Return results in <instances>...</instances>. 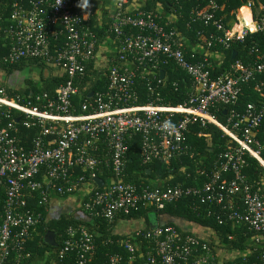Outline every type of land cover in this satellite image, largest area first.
<instances>
[{
  "label": "built area",
  "instance_id": "2783aa9c",
  "mask_svg": "<svg viewBox=\"0 0 264 264\" xmlns=\"http://www.w3.org/2000/svg\"><path fill=\"white\" fill-rule=\"evenodd\" d=\"M113 1L110 26L117 38L124 35L121 48L109 51L113 64L106 75V91L92 93L91 102L77 106L73 98L79 91L69 82L55 91L54 100L47 94L36 96L39 107L33 106L30 99L22 104L19 97L14 99L0 88V196L1 192L4 195L2 202L0 199V264L12 256L22 257L26 241L42 222V215L31 204L54 206L69 198L82 205L91 219H105L116 226L118 233L128 229L133 239L143 237L149 246L154 245L155 255L150 251L136 255L137 247L126 238L121 243L128 258L111 253L106 256L105 264H135L142 257L147 264H215L209 243L202 240L199 232L208 229L183 237L172 226H154L145 232L137 223L120 224V216H128L132 211L140 208L159 211L192 196H199L210 211L214 204V207L224 205L227 215H217L219 224L226 219L244 224L257 234L253 243L261 250L258 264H264L261 242L264 198L253 191V185L243 175L246 156L256 159L264 168L258 139L264 123V81L260 79L264 76V57L251 62L236 60L226 74L212 77L211 42L205 40L207 48L203 49L189 41L182 42L174 30L166 31L157 23V14L140 10L143 0ZM90 5L89 12L84 13L76 7V0H62L59 5L57 0L14 1L8 25L0 27L10 41L4 62L15 64L23 59H40L52 65L54 74L66 73L70 80L82 74L86 63L97 57V48L101 46L95 32L87 27L93 15ZM219 9L211 0L208 7L195 11L192 16L205 26L210 24L223 32L217 42L225 49L229 48L230 41L242 42L248 34L264 33V0H250L241 7L230 29L216 19ZM243 9L248 11L249 25L242 21ZM94 25L100 26L99 18ZM238 26H241L239 30ZM133 29L136 34L131 33ZM189 51L193 53L188 55ZM197 54L204 57L203 62L192 61ZM221 58L216 60L217 64ZM167 62H173L192 81L193 92L184 103L177 107L152 103L128 105L136 78L149 74L148 78L155 79L156 73L161 72L160 65ZM246 83H254L256 92L263 98L248 103L239 112L237 105L242 85ZM155 102H160L159 95ZM219 105L234 107L229 111L227 124L215 116ZM194 124L212 125L236 144L234 149L219 155L208 182L201 187L162 189L156 182H148L146 187L143 181L126 180L129 178L128 143L133 136L139 138L144 164L155 161L169 164L185 155L189 128ZM36 129L37 135L31 138L29 131ZM101 146L109 150L112 174L107 181L102 179L103 186L99 187L95 179L100 177L94 170L101 162L97 155ZM76 168L94 172L85 193L79 190L85 178L75 175ZM135 176L142 179L140 172ZM236 196H240L242 210L234 207ZM67 234L59 249L62 264H90V255L92 261L96 248L95 233L69 228ZM199 251L202 254L198 255ZM70 254H76L74 263L67 262ZM46 260L33 264H45ZM51 264L59 263L52 261Z\"/></svg>",
  "mask_w": 264,
  "mask_h": 264
},
{
  "label": "trees",
  "instance_id": "16d2710c",
  "mask_svg": "<svg viewBox=\"0 0 264 264\" xmlns=\"http://www.w3.org/2000/svg\"><path fill=\"white\" fill-rule=\"evenodd\" d=\"M26 0H0V27L8 25V18L11 13V5L13 2ZM136 0H130L134 3ZM211 0H143L141 11L152 12L157 14V23L165 28L166 31L174 30L177 37L192 44L199 45L200 49L207 48L204 41L211 42L209 49L211 57L209 62L212 65V77H218L228 72L230 66L236 60L251 62L254 59L264 57V33L248 34L242 42L230 41L229 48L225 49L217 42L218 37H222L223 32H219L212 25L205 26L203 22L193 19V13L198 10L205 9ZM217 3L220 9L217 11L216 19H218L225 28L230 29L234 22L239 9L246 5L250 0H212ZM90 0L93 6V15L89 20L87 27L96 35L98 43L101 44L97 48V57L86 63L84 72L70 80L66 73L60 75L54 74L52 65L40 59H23L15 64H6L5 57L8 56L10 50V41H8L0 30V74L8 78L21 77L22 86L6 87L0 83L8 96L12 98H20V103H27L29 100L33 106H39L36 102V96L43 97L44 94L48 98L54 100L55 91L65 86L69 82L78 89L79 93L74 96V103L80 106L85 101L91 102V94H97L106 91L108 80L106 75L109 73L113 64L111 50L121 48L123 35L117 38L111 29L110 10L105 7L103 2ZM260 5V2H256ZM100 19V26H95L96 19ZM127 31V30H126ZM129 32V31H128ZM131 33H137L131 30ZM212 36V37H211ZM103 50V52H102ZM105 53V54H103ZM189 51L188 55L192 54ZM233 53H236L234 59ZM223 56V58H221ZM109 57L110 59H107ZM193 62H203V56L195 55ZM217 64L216 60L220 59ZM117 61V58L114 59ZM115 63V62H114ZM104 64V66H102ZM106 64V65H105ZM55 68V67H54ZM30 70L38 71V80L31 78ZM48 70V75H45ZM158 71L164 72V79L160 80V73L157 72L155 79L148 75L142 78H136L134 86L131 90V100L128 105H146V104H162L166 106L177 107L193 92V85L190 77L180 70L173 62H167L160 65ZM264 81V76L260 78ZM151 89V90H150ZM33 93L30 97L29 94ZM160 96V102H155V98ZM263 98V97H262ZM255 90L254 83H246L242 85V94L239 97L237 111L242 112L245 106L250 102H258L262 99ZM264 99V98H263ZM234 109L232 106L219 105L215 111L216 118L222 123L227 124L229 111ZM21 125V124H19ZM187 135L186 145L188 149L184 156L172 160L169 164L162 162H151L144 164L140 153V144L138 136H133L129 140V151L127 153L126 170L129 178L126 180L133 183L143 181L147 187L148 182H156L160 184L162 189L172 188L175 186L183 187H201L209 181V177L216 169L219 155L221 153L234 149L236 144L220 130L212 125L205 127L199 124L190 126ZM38 129L29 131L31 138L37 135ZM261 143L260 157L264 162V123L261 127V133L258 136ZM101 151L97 153L101 161L99 166L94 170L95 175L104 181H107L112 174L111 156L106 146H101ZM246 167L243 175L246 181L253 185V191H258L264 198V168L260 163L246 156ZM136 172H140L142 179L138 180L135 176ZM92 174L94 172L76 168V176H84L85 180L81 183L79 190L83 193L88 191L89 184L92 183ZM41 178V177H40ZM1 192V202L3 197ZM88 195L84 197L86 200ZM228 200H226L227 203ZM59 203V202H58ZM50 204L37 205L35 202L31 205L37 213L42 215V222L36 227L32 237L25 243V250L21 258L12 256L5 264H33V262L46 260L45 264L54 263L62 264L59 259V249L62 242L68 237L69 228L86 229L89 233H95V250L89 258L91 264H105L108 254L120 253L128 258V253L123 250L121 241L129 238L137 247L136 255L151 252L155 255L154 245L148 244L143 237L133 239L130 231L127 229L122 233H118L116 226L109 223L105 219H95L86 216L82 205H77L66 211H59L58 206ZM235 209L242 210L243 203L240 196H236ZM216 204H214L215 206ZM1 206V203H0ZM65 206V205H62ZM207 203H202L199 196L182 198L172 204L167 205L163 210L157 211L154 208H140L132 211L128 216L122 215L120 224L127 225L132 223L139 224L142 229L150 231L154 226H172L177 229L184 237L193 235L196 230L205 228L210 230V234L206 235L202 240L209 243L211 254L215 258V264H258L260 249H255L250 240L257 234L248 229V226L234 224L224 220L219 224L217 215H227L224 205L211 208ZM59 208V207H58ZM46 209L48 211L46 212ZM214 210V211H213ZM209 213H211L209 215ZM189 227L191 229L189 230ZM55 234V245L46 243L45 236L48 233ZM215 240V243L213 242ZM151 248V249H150ZM29 254V257L26 255ZM202 254L201 251L198 255ZM76 254H70L67 259L68 263H74ZM46 257V258H45ZM193 259L191 263H193ZM135 264H147L145 257L138 258ZM190 264V263H189Z\"/></svg>",
  "mask_w": 264,
  "mask_h": 264
},
{
  "label": "crops",
  "instance_id": "0c3cea01",
  "mask_svg": "<svg viewBox=\"0 0 264 264\" xmlns=\"http://www.w3.org/2000/svg\"><path fill=\"white\" fill-rule=\"evenodd\" d=\"M95 1L101 2V3L103 2V4L105 5V7L108 8L110 10V12L112 11L113 4H114V1L113 0H95ZM101 3H99V4H101ZM102 52H103V50H102ZM103 54H105V53H103ZM48 72H49L48 70H45V75H48ZM0 78H3V81L2 82L0 81V82L3 83L4 86H6V87L8 85H9V87H14L16 85H18L19 87L22 86L21 85V82H20L21 81V79H20L21 77H16V78L12 79V78H8V77H4L3 75L0 74ZM6 81H10V84L7 85L6 84ZM75 201L76 200L73 199V198H71L69 200H61L58 203V206L56 207V209L57 210L59 209L60 211H63V209L66 210V211H69L70 209H73L77 205ZM62 205H65V206H62ZM199 232L201 233V235L203 236V238H205L206 235L210 234V231L209 230H205V231L199 230ZM255 237H253L250 240V243L249 244H251L253 247L259 249L257 246H255V243H253V240H254ZM213 242L215 243V240ZM261 242H263V244H264V236L261 237Z\"/></svg>",
  "mask_w": 264,
  "mask_h": 264
},
{
  "label": "water",
  "instance_id": "95a60500",
  "mask_svg": "<svg viewBox=\"0 0 264 264\" xmlns=\"http://www.w3.org/2000/svg\"><path fill=\"white\" fill-rule=\"evenodd\" d=\"M235 56H236V53H233V57H232V59H234L235 58ZM160 76H161V79L164 77V72L163 71H161L160 72ZM91 96H92V94H91ZM95 183L97 184V186H99V187H102L103 186V180L102 179H100V178H96L95 179ZM55 234L54 233H48L46 236H45V241H46V243L47 244H49V245H52V246H56L55 245Z\"/></svg>",
  "mask_w": 264,
  "mask_h": 264
},
{
  "label": "clouds",
  "instance_id": "9594fccd",
  "mask_svg": "<svg viewBox=\"0 0 264 264\" xmlns=\"http://www.w3.org/2000/svg\"><path fill=\"white\" fill-rule=\"evenodd\" d=\"M62 0H57V4H61ZM76 7L81 10V12L87 13L90 10V0H76Z\"/></svg>",
  "mask_w": 264,
  "mask_h": 264
},
{
  "label": "bare ground",
  "instance_id": "6f19581e",
  "mask_svg": "<svg viewBox=\"0 0 264 264\" xmlns=\"http://www.w3.org/2000/svg\"><path fill=\"white\" fill-rule=\"evenodd\" d=\"M241 18L243 19L242 21L243 22H247L248 25L250 24L249 22V15H248V11L246 9H243L242 12H241ZM241 26H238L236 29H240ZM70 199V198H69ZM69 199H62V200H69ZM61 201V200H60ZM89 217V216H88Z\"/></svg>",
  "mask_w": 264,
  "mask_h": 264
},
{
  "label": "rangeland",
  "instance_id": "374dc122",
  "mask_svg": "<svg viewBox=\"0 0 264 264\" xmlns=\"http://www.w3.org/2000/svg\"><path fill=\"white\" fill-rule=\"evenodd\" d=\"M29 74H30L31 78L33 77L34 80H36V81L38 80V77H37L38 76V71L37 70H30V73H28L27 75H29ZM0 81L2 82L3 81V78H0ZM10 81H6V84L7 85L10 84ZM21 85H22V83H21ZM7 87H9V85Z\"/></svg>",
  "mask_w": 264,
  "mask_h": 264
}]
</instances>
